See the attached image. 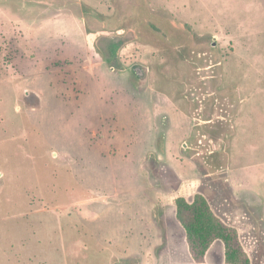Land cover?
Listing matches in <instances>:
<instances>
[{
  "label": "rangeland",
  "instance_id": "obj_1",
  "mask_svg": "<svg viewBox=\"0 0 264 264\" xmlns=\"http://www.w3.org/2000/svg\"><path fill=\"white\" fill-rule=\"evenodd\" d=\"M0 264H264V0H0Z\"/></svg>",
  "mask_w": 264,
  "mask_h": 264
},
{
  "label": "trees",
  "instance_id": "obj_2",
  "mask_svg": "<svg viewBox=\"0 0 264 264\" xmlns=\"http://www.w3.org/2000/svg\"><path fill=\"white\" fill-rule=\"evenodd\" d=\"M122 43H124L122 40L110 42L109 47L111 48V53L113 52V56L116 49ZM102 59L114 64V62H112L114 58L103 56ZM174 203L177 220L182 227H184L187 236L196 234L198 238L204 240L203 243L205 246L201 249L202 254L204 253L206 246H208L207 243L209 244V242L215 238L224 239V231H230L228 226H225L222 224L223 222L215 218L209 205L202 199L195 200L192 198L191 200H187L185 195L179 194L176 196ZM210 234L211 236H209Z\"/></svg>",
  "mask_w": 264,
  "mask_h": 264
},
{
  "label": "crops",
  "instance_id": "obj_3",
  "mask_svg": "<svg viewBox=\"0 0 264 264\" xmlns=\"http://www.w3.org/2000/svg\"><path fill=\"white\" fill-rule=\"evenodd\" d=\"M192 181H193V180H189V181H186V182H184V183L182 182V183L180 184V187H181L180 189H181V191H183V187L186 186L185 183H188L187 185H188V187L190 188V185H191ZM182 195H183V194H182Z\"/></svg>",
  "mask_w": 264,
  "mask_h": 264
},
{
  "label": "water",
  "instance_id": "obj_4",
  "mask_svg": "<svg viewBox=\"0 0 264 264\" xmlns=\"http://www.w3.org/2000/svg\"><path fill=\"white\" fill-rule=\"evenodd\" d=\"M136 70H137V74L140 75L141 71L138 68H136Z\"/></svg>",
  "mask_w": 264,
  "mask_h": 264
}]
</instances>
